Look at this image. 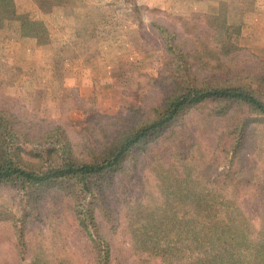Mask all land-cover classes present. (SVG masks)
<instances>
[{"label": "trees", "instance_id": "1", "mask_svg": "<svg viewBox=\"0 0 264 264\" xmlns=\"http://www.w3.org/2000/svg\"><path fill=\"white\" fill-rule=\"evenodd\" d=\"M31 29L29 35L38 36ZM159 30L164 63L155 82L169 86L149 106L111 123L98 114L112 127L96 123L76 139L61 125L39 127L0 108V185H17L24 197L18 215L0 207V223L12 233L17 255L0 264H72L70 256L50 257L28 232L39 203L53 190L70 200L75 228L95 264L114 262L110 237L122 228L121 215L133 253L162 264H264V60L254 57L248 70L239 66L241 48L224 27L213 39L196 37L199 45ZM209 135L214 146L201 169L193 170L188 150ZM142 167L159 176L163 171L169 181L157 199L147 190L122 212L110 191L124 173ZM162 194L166 203L180 198L168 226L198 229L210 223L215 235L206 242L187 234L161 240ZM245 200L260 203L258 226ZM236 214L241 222L234 225Z\"/></svg>", "mask_w": 264, "mask_h": 264}, {"label": "rangeland", "instance_id": "2", "mask_svg": "<svg viewBox=\"0 0 264 264\" xmlns=\"http://www.w3.org/2000/svg\"><path fill=\"white\" fill-rule=\"evenodd\" d=\"M238 1L0 0V108L39 127L61 125L76 139L102 122L112 127L105 123L149 106L169 86V81L155 82L164 63L159 27L196 45V37L209 34L213 39L217 28H227L232 42L241 48L239 66L248 70L257 62L254 57L264 60V0ZM29 21L40 25L31 27ZM30 29L38 36L29 35ZM189 146L185 145L187 150ZM213 146L211 135L197 138L188 150L193 170L201 169ZM158 173L162 176L145 167L124 173L110 191L113 200L118 198L116 206L123 212L147 190L157 199L161 184L169 181L163 171ZM179 200L171 196L166 203L163 194L160 197L166 207L159 209L161 240L187 234L194 242H206L214 236L210 223L198 229L168 226L179 213ZM242 205L256 217L260 203L245 200ZM0 207L20 214L22 189L0 185ZM120 217L122 228L110 237L112 264H162L157 257L133 253L130 230ZM237 222L241 220L236 214L234 225ZM254 224L259 225L256 218ZM28 232L50 257L70 256L72 264H95L94 254L75 228L70 200L58 191H49L39 203ZM12 240L7 224L0 223V260L12 262L17 256Z\"/></svg>", "mask_w": 264, "mask_h": 264}, {"label": "crops", "instance_id": "3", "mask_svg": "<svg viewBox=\"0 0 264 264\" xmlns=\"http://www.w3.org/2000/svg\"><path fill=\"white\" fill-rule=\"evenodd\" d=\"M194 2H196L197 0H193ZM208 1H210V0H207V2ZM214 2H217V3H222L223 2V0H214ZM237 2H239L238 0H237Z\"/></svg>", "mask_w": 264, "mask_h": 264}]
</instances>
